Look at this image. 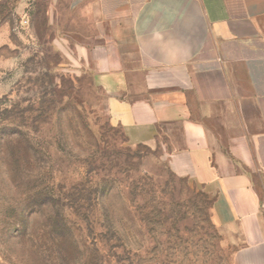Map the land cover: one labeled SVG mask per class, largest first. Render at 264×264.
Here are the masks:
<instances>
[{
    "label": "rangeland",
    "instance_id": "rangeland-1",
    "mask_svg": "<svg viewBox=\"0 0 264 264\" xmlns=\"http://www.w3.org/2000/svg\"><path fill=\"white\" fill-rule=\"evenodd\" d=\"M48 6L0 0V264H230L210 201L100 112Z\"/></svg>",
    "mask_w": 264,
    "mask_h": 264
},
{
    "label": "crops",
    "instance_id": "crops-1",
    "mask_svg": "<svg viewBox=\"0 0 264 264\" xmlns=\"http://www.w3.org/2000/svg\"><path fill=\"white\" fill-rule=\"evenodd\" d=\"M44 1L100 112L264 264V0Z\"/></svg>",
    "mask_w": 264,
    "mask_h": 264
},
{
    "label": "trees",
    "instance_id": "trees-1",
    "mask_svg": "<svg viewBox=\"0 0 264 264\" xmlns=\"http://www.w3.org/2000/svg\"><path fill=\"white\" fill-rule=\"evenodd\" d=\"M204 197H206L205 195H204ZM206 199H208L207 197H206ZM209 200V199H208Z\"/></svg>",
    "mask_w": 264,
    "mask_h": 264
}]
</instances>
